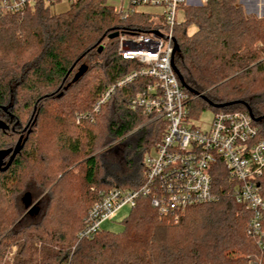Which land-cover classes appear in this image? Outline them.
<instances>
[{"label": "trees", "instance_id": "obj_1", "mask_svg": "<svg viewBox=\"0 0 264 264\" xmlns=\"http://www.w3.org/2000/svg\"><path fill=\"white\" fill-rule=\"evenodd\" d=\"M242 1L252 10L255 0ZM157 23L149 12H117L108 0H75L61 12L38 1L22 12L0 14V264L13 246L14 264L264 263V248L247 234L250 212L234 200L223 163L212 175L217 201L191 206L176 219L141 197L124 218L122 231L100 230L93 238L77 239L101 192L143 184L146 154L162 138V121L148 122L150 116L130 106L152 81L147 77L116 89L92 118L78 121L93 111L111 84L141 66L124 60L118 38L109 35L149 32ZM192 26L195 31L189 33ZM174 37V64L190 96L192 118L195 109L218 111L214 104L229 102L236 103L221 109H249L255 118L264 116V18L246 15L238 0H206L184 8ZM83 64L87 70L73 81ZM56 120L60 127L75 129L59 134L61 157L49 150L50 133L45 132L49 121L58 125ZM100 124L105 125V143L140 127L109 149L125 164L102 166L105 178L99 175V154H94ZM255 124L264 138V118ZM19 140V150L4 170ZM79 154L80 173H64ZM260 185L264 195V172ZM48 188L45 200L37 202L39 211H27V221H17L28 208L25 193L33 201L35 191ZM232 250L244 257L231 258Z\"/></svg>", "mask_w": 264, "mask_h": 264}, {"label": "built area", "instance_id": "obj_2", "mask_svg": "<svg viewBox=\"0 0 264 264\" xmlns=\"http://www.w3.org/2000/svg\"><path fill=\"white\" fill-rule=\"evenodd\" d=\"M38 1L47 4L75 0H0V14L22 12ZM120 0L115 11L125 15L135 12L137 5L160 6L164 10L153 14L158 23L149 32L121 33L117 36L118 54L124 60L137 61L138 69L127 73L111 84L94 104L93 111L78 117L92 118L118 88L132 83L138 77L152 81L130 102L133 109H141L150 116L148 122L161 120L163 135L158 144L146 154L145 179L134 189L113 187L101 192L83 218L77 239L93 238L102 224L112 220L118 211L136 206L141 197L149 198L161 214L177 219L187 208L219 199L213 186V171L219 163L227 170L234 200L250 212L247 234L264 248V195L260 179L264 172V138L249 110L221 109L207 129L198 126L190 116V96L186 92L174 64L175 26L183 20L184 8L203 5L206 0ZM17 247H11L3 264H14ZM249 264H255L249 262ZM258 264H264L258 262Z\"/></svg>", "mask_w": 264, "mask_h": 264}, {"label": "rangeland", "instance_id": "obj_3", "mask_svg": "<svg viewBox=\"0 0 264 264\" xmlns=\"http://www.w3.org/2000/svg\"><path fill=\"white\" fill-rule=\"evenodd\" d=\"M108 2L110 4L119 6L120 0H108ZM238 2H239V0H238ZM124 4H125L124 8H127L128 0H125ZM240 4L242 5L243 10H244L246 15L254 16V17H257V18H264V16L260 17L256 13V10L252 6L250 8L252 10H249V13H247L245 6L248 3L247 4L246 3H243V4L240 3ZM67 7H68V5L65 2L59 3V6H57L56 3L54 4V8H55L56 12H61V11L65 10V9H67ZM190 7H197V6H190ZM134 9L136 11H139V12H149V13H152V14H158V13H161L164 10V8L160 7V6H148V5H137V6L134 7ZM155 19L157 21L159 20V18H155ZM178 19L180 21L183 19V14H181L180 12L178 13ZM194 31H195V27L192 26L189 29V33H193ZM45 93H47V92H45ZM49 102L50 101H46V102L43 103L44 104L43 105L44 106L43 109L46 110L45 106L48 105ZM193 115H194L193 116L194 122L198 126H200L202 129H207V128L210 127V124H211V122H212V120L214 118V110L211 107H207V108H205L203 110L198 108V109H195V111H193ZM49 119H51V118H49ZM103 120H104V118L101 120V124H103ZM57 123H58V125H56L55 123H52V121H49L48 125H47V128H45V132H47V134L50 133V136H49V150H51V148L56 149V152H58V155H60V157H61V156H64V154L61 152V149H59L60 146H61V143H62L61 140H58L59 134L61 133V136L64 137L65 135L74 132L75 129H73V127H69V128L60 127L59 126V121H57ZM101 124H100V126H101L100 129H101L102 133H101V137L97 141L98 142V149L95 150L94 154H99V160H100V163H101V170H100L99 175H100L101 178H103V177L105 178L104 169H103L102 166H106L107 167V166H109V164H111L112 167L113 166H118V167L121 166V167H123V164H125V163H123V160H121L120 155H119V157L117 156V158H116L115 157L116 156L115 153H111L109 151V149L111 147L117 145L119 142H121V140L124 137L129 136L130 134H132L135 131H137L139 127L134 129L133 131H131L130 133H128L127 135H125V136H123V137H121L119 139L112 140V141H110L108 143H105L106 140H108V137L105 135V127H104L105 125L103 126ZM6 139L7 138H4V140H6ZM151 152L154 153L153 148H151ZM79 155L74 156V158L72 159V161L70 162L69 166L64 171V173L68 172V171L73 173V174L80 173L79 169H80L81 166H79V164L82 161V159H81L82 155H80V156ZM61 175H63L62 172H60L58 174V179H59V177H61ZM108 180H110V178ZM49 189L50 188H48V189H46L45 191H42V192L35 191L34 192L35 193L34 200L32 201L33 202L32 204H34L35 202H38L39 200L44 201L45 197H46V194H47ZM30 207H28L27 210H24L22 212V214L17 219V221L20 220V219H22V222H26L27 221L26 218H24V216H25V213L28 211V209ZM130 211H131V207L129 205H126V206L122 207L118 211V213L115 216V218H113L112 220H107V221H105L102 224L101 230L111 231V232H120V231H122V229H123V220H124L125 217H127V215L130 213ZM228 254H229V256L231 258H234V259L235 258H239V257H244V255L241 252L237 251V250L229 251Z\"/></svg>", "mask_w": 264, "mask_h": 264}, {"label": "water", "instance_id": "obj_4", "mask_svg": "<svg viewBox=\"0 0 264 264\" xmlns=\"http://www.w3.org/2000/svg\"><path fill=\"white\" fill-rule=\"evenodd\" d=\"M239 2L243 4V1H242V0H239ZM245 8H246V12L249 13L248 8H247L246 6H245ZM255 10H256V13H257L260 17H263V16H264V8L262 9L261 13H259V6L256 4V5H255ZM118 35H119V32L116 31V32L110 34V35H109V38H111V39H112V38H116ZM177 49H178V44H177V42L175 41L174 51H177ZM175 69H176V67H175ZM86 70H87V66L83 64V65L80 67L79 71L76 73V75H75L73 81H76L80 76H82ZM176 71H177V69H176ZM177 73H178V71H177ZM178 75H179V78H180L182 84L184 85L181 75H180L179 73H178ZM190 91H191L192 93H194L196 96H201V97H203L204 99H206V97H205L204 95H202L201 93H198V92H196V91H194V90H190ZM233 103H236V102H229V103H223V104H214V106L220 108V107H225V106L231 105V104H233ZM248 110H249V109H248ZM249 112L251 113V116L253 117V119H254L255 121H260L262 118H264V116H262V117H258V118H255L254 115L252 114V112H251L250 110H249ZM139 128H140V127H139ZM139 128H138V129H139ZM20 143H21V140H19V142L17 143V145H16V147H15V149H14V151H13L11 157L9 158L8 162L6 163V165L3 167L4 170H6V169L11 165V163L13 162V160H14V158H15V156H16L18 150H19ZM3 164H4V156H3V154L0 152V167H2ZM23 200H24V202L26 203V205H27L28 207H30V206L32 205V206L28 209V211H29L30 213H37V212L39 211V207L37 206V202H35L34 204H32L33 202H32V198H31L30 193H28V192L25 193V195H24V197H23Z\"/></svg>", "mask_w": 264, "mask_h": 264}, {"label": "bare ground", "instance_id": "obj_5", "mask_svg": "<svg viewBox=\"0 0 264 264\" xmlns=\"http://www.w3.org/2000/svg\"><path fill=\"white\" fill-rule=\"evenodd\" d=\"M264 0H255L254 4H253V8L255 9V5L257 4L259 6V13H261L262 9L264 8V4H263Z\"/></svg>", "mask_w": 264, "mask_h": 264}, {"label": "crops", "instance_id": "obj_6", "mask_svg": "<svg viewBox=\"0 0 264 264\" xmlns=\"http://www.w3.org/2000/svg\"><path fill=\"white\" fill-rule=\"evenodd\" d=\"M61 3V2H60ZM57 6H59V3L56 4ZM68 8V7H67ZM66 10V9H65ZM64 11V10H63Z\"/></svg>", "mask_w": 264, "mask_h": 264}]
</instances>
